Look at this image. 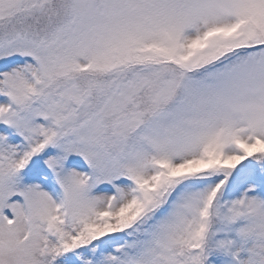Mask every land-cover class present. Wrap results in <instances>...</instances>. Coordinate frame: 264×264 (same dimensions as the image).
Here are the masks:
<instances>
[{
  "label": "snow or ice",
  "instance_id": "6c2138e0",
  "mask_svg": "<svg viewBox=\"0 0 264 264\" xmlns=\"http://www.w3.org/2000/svg\"><path fill=\"white\" fill-rule=\"evenodd\" d=\"M262 194L264 0H0V264H264Z\"/></svg>",
  "mask_w": 264,
  "mask_h": 264
},
{
  "label": "rangeland",
  "instance_id": "374dc122",
  "mask_svg": "<svg viewBox=\"0 0 264 264\" xmlns=\"http://www.w3.org/2000/svg\"><path fill=\"white\" fill-rule=\"evenodd\" d=\"M244 223H245V222L241 220V221H238L235 225L232 226L233 229H234V234H232V231L229 232V233H227V234H225V233H221V234H220L221 236H218L217 238H218V239H223V238H225V236L227 235V238L232 239L233 241H235L236 245L239 246V244H240V240H239V238H238V236H237V234H236L235 229L241 227ZM249 246H250V245H249ZM243 253L246 254L245 258H247V253H246V252H241L240 254H243ZM226 259H227V256H226V255H223V254L220 253V260H219L220 262H219V263H222V264H231V263H229V262L225 263V262H226ZM214 260H216V258H215V257H212V258L206 260L205 264H214V263H213Z\"/></svg>",
  "mask_w": 264,
  "mask_h": 264
}]
</instances>
